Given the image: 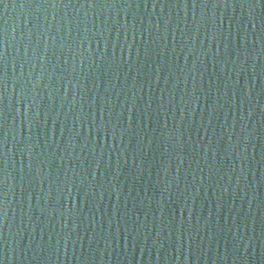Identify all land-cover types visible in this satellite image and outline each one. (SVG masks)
Here are the masks:
<instances>
[{
    "label": "water",
    "instance_id": "obj_1",
    "mask_svg": "<svg viewBox=\"0 0 264 264\" xmlns=\"http://www.w3.org/2000/svg\"><path fill=\"white\" fill-rule=\"evenodd\" d=\"M0 264H264V0H0Z\"/></svg>",
    "mask_w": 264,
    "mask_h": 264
}]
</instances>
